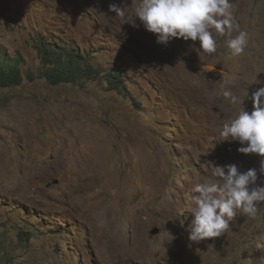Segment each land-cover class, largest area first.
<instances>
[{
    "label": "rangeland",
    "instance_id": "rangeland-1",
    "mask_svg": "<svg viewBox=\"0 0 264 264\" xmlns=\"http://www.w3.org/2000/svg\"><path fill=\"white\" fill-rule=\"evenodd\" d=\"M112 3L126 7L128 23ZM138 3L0 0V51L22 78L0 90V264H264V203L254 219L238 213L221 237L197 244L185 230V193L209 163L256 169V184L264 181V157L216 141L239 110L222 90L248 86L250 96L258 72L264 81V0H231L248 34L235 57L227 42L236 31L215 35L211 56L194 50L199 41L158 44L132 22ZM33 35L72 42L124 87L51 83ZM242 106L252 111L249 98Z\"/></svg>",
    "mask_w": 264,
    "mask_h": 264
},
{
    "label": "clouds",
    "instance_id": "clouds-1",
    "mask_svg": "<svg viewBox=\"0 0 264 264\" xmlns=\"http://www.w3.org/2000/svg\"><path fill=\"white\" fill-rule=\"evenodd\" d=\"M125 8L115 3L108 6L110 12L128 23ZM232 9L231 0H139L132 22L138 19L146 31L155 35L158 44L167 45L173 39L199 41V49L194 50L209 56L217 52L215 35L236 31L237 35L227 42V48L235 57L244 53L248 34L239 30ZM257 74L250 84L261 86L250 96L248 86L242 95L235 93L232 87L222 90L221 96L239 110L221 126L216 141H236L241 145L237 149L239 153L264 157V81L257 79ZM226 83L233 84L231 80ZM245 98L251 100L250 113L242 106ZM209 165V176L185 193L188 204L185 219L190 217L185 230L188 239L197 244L221 237L238 213L256 218L258 205L264 203V181L256 184V169L240 172L235 164ZM260 173L264 175V159L260 163ZM180 223L184 225L183 220Z\"/></svg>",
    "mask_w": 264,
    "mask_h": 264
},
{
    "label": "trees",
    "instance_id": "trees-1",
    "mask_svg": "<svg viewBox=\"0 0 264 264\" xmlns=\"http://www.w3.org/2000/svg\"><path fill=\"white\" fill-rule=\"evenodd\" d=\"M33 39L37 57L45 69L43 75L51 83H84L102 79L112 89L119 91L124 87L120 74L109 72L93 63L90 55L84 50H78L72 42H58L53 37L41 35H33ZM21 81L18 61L0 51V90L18 87ZM43 221L44 219L41 220L42 223ZM19 233L29 238L26 229H21Z\"/></svg>",
    "mask_w": 264,
    "mask_h": 264
},
{
    "label": "water",
    "instance_id": "water-1",
    "mask_svg": "<svg viewBox=\"0 0 264 264\" xmlns=\"http://www.w3.org/2000/svg\"><path fill=\"white\" fill-rule=\"evenodd\" d=\"M158 228H155L153 231H152V234H156V233H158Z\"/></svg>",
    "mask_w": 264,
    "mask_h": 264
},
{
    "label": "bare ground",
    "instance_id": "bare-ground-1",
    "mask_svg": "<svg viewBox=\"0 0 264 264\" xmlns=\"http://www.w3.org/2000/svg\"><path fill=\"white\" fill-rule=\"evenodd\" d=\"M4 263V262H3Z\"/></svg>",
    "mask_w": 264,
    "mask_h": 264
}]
</instances>
